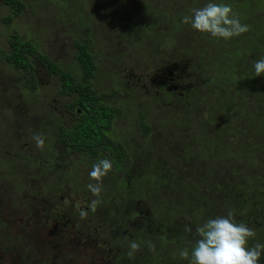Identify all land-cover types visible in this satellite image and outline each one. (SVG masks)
<instances>
[{
  "label": "flooded vegetation",
  "instance_id": "af4514ba",
  "mask_svg": "<svg viewBox=\"0 0 264 264\" xmlns=\"http://www.w3.org/2000/svg\"><path fill=\"white\" fill-rule=\"evenodd\" d=\"M7 26V25H6ZM79 26V24H73ZM84 29V34L87 39L83 43L89 46L90 54L95 61L96 67L91 72V68L87 69V78L83 79L84 73L82 66L74 63L80 56V48L82 45L72 40L71 52L72 60L70 65L63 66L61 62L54 57L46 55L44 52L37 51L34 55H29L30 62L32 58L36 60L38 66H33L28 71H21L12 69L5 64V55L0 50V62L7 68L14 71L17 76H22L21 86L31 94L35 95V102L40 101L42 87L46 88L50 85L54 86L53 98L50 102L47 98L44 103L35 110L38 124L36 131L33 134L25 133L21 129L19 133V140L34 134H42L46 137L45 147L43 149L35 147L34 155L40 159L41 167L47 168V173L55 171L57 165L72 168L86 163L87 166H92L99 159H110L113 162V169L108 173L109 176L102 180L103 192L99 199L102 203L98 206L95 213H92L88 205L94 197L92 193L86 188L85 177L80 176L82 181L76 180L71 184L75 187V199L70 203L69 210H63L60 215L57 210L51 211L48 215L54 217L56 222H61L62 219L72 212L69 216L80 224L78 230H75L73 225H65L60 231L55 228L43 231L44 226L51 220L48 216L34 217L35 232L31 236L27 229L29 222L27 221L26 210L23 212L21 206L13 204V200L24 202L29 199L28 190L20 191L15 189L18 185H26L20 181L21 177L25 180V174L9 173L10 178L5 179L8 185L5 188V193L0 197V203L4 205L7 213L4 218L7 222L17 223L25 228L24 240L16 248H13V253L10 255L12 264H189L188 260H184L179 256V251L188 248L189 251L195 246L196 240L199 238L196 233V228L202 225L209 218H216L218 216H226L228 211L234 213L237 223H244L256 232V236L248 241L249 246L256 243L264 244V202L260 201L259 192H250L248 186L242 185L241 188H236L232 181L234 179L225 178L221 185H214L212 183L207 194L201 196L208 197L210 201L217 202L214 209L201 211L202 206L197 208V181L194 182L195 191L190 194L186 203L180 205H173L171 215L164 214L165 199L168 195L159 198L155 194L156 182L149 175L157 174L162 178L160 180H170L171 174L169 167L165 162H160L159 156L154 153V142L165 139L162 134L168 131L172 136L169 141H178L181 146L178 147L176 153L180 156L182 154H190L197 152L184 151L187 149L186 143L191 141L190 130L183 124L187 123L190 116L183 115V113L194 111L197 104L190 99L193 94L189 86L184 84L183 75H175V71L169 68L156 70L152 66L146 69L152 71H145V67L141 66L139 72H133L127 69L120 70L121 79L115 82L112 88L111 98L107 99L105 92L102 90L104 83L101 82L99 58L92 51V45L88 39L90 29L88 21L80 24ZM127 26H130L128 23ZM123 29L126 30L125 27ZM41 58V59H40ZM157 59V58H154ZM57 72V70H59ZM57 72V73H56ZM187 71H185L186 74ZM65 76L71 81H80L81 88L90 90L92 98L86 102H82L77 94H70V88L78 89L80 86L68 84L63 85L62 80ZM46 78V83L43 82ZM111 84V83H110ZM157 91H153V87ZM140 93L143 97H169L173 98L172 103L166 106L168 110L174 112V119L168 120V125L163 132H160L158 127L154 128L151 116L147 117L142 111L134 108L135 100L132 102V94ZM163 95V96H162ZM169 95V96H167ZM65 96L69 98L68 103L61 105L60 110L57 98ZM148 98V97H147ZM37 105V104H36ZM35 107V106H34ZM106 111H108L106 113ZM129 114L136 120L138 128V136L143 139L139 146H130L129 142L121 141L119 128H126L129 126V119L124 114ZM25 114V113H24ZM64 114V115H63ZM66 115V116H65ZM182 115L183 117H176ZM92 118L97 122L96 128L99 129L100 142H96L95 146H88L86 143L80 145L78 141H74L69 136L74 137L75 133L80 131L81 137L86 138L85 131L93 132L92 127L88 123V118ZM197 117V116H196ZM195 119L192 118L191 120ZM51 120V121H50ZM190 119L188 120L191 121ZM50 121V122H49ZM52 128L47 131L48 125ZM124 125V126H123ZM187 126V125H186ZM147 130V131H144ZM155 129V130H154ZM85 130V131H84ZM66 131H74L68 136ZM94 133V132H93ZM137 138V137H136ZM191 141L196 144L200 143L202 147H207L205 144L207 140L197 138V134L191 136ZM77 140H81L80 137ZM86 140V139H85ZM73 143V144H72ZM33 145V140H31ZM109 148V150H107ZM8 157L19 155L23 157L19 151L17 153L11 152L7 154ZM24 152V157H26ZM8 157L0 152V176L8 171L16 172L22 168L20 163L15 166L11 165ZM10 159V158H9ZM7 160V162L5 161ZM36 161V160H35ZM188 164H182L183 167L177 170H188L192 167V161ZM181 165V166H182ZM79 167V166H78ZM168 167V168H167ZM18 168V169H16ZM145 168H150L145 171ZM16 169V170H15ZM25 169V168H24ZM27 170V169H26ZM175 170V169H172ZM197 170V168H196ZM217 171V170H216ZM230 175V173H229ZM128 179V181H127ZM175 182L174 180H172ZM47 184L48 181L45 180ZM15 184V185H13ZM213 186V188H212ZM212 188V189H211ZM250 189V188H249ZM251 190V189H250ZM16 191L20 197H15ZM112 193H111V192ZM254 191V190H252ZM146 192V194H144ZM216 193L215 196L211 195ZM200 196V195H199ZM41 196L35 200L36 207L41 203ZM87 203V206H81L79 209L88 211L87 219H81L79 209H76L77 204L74 202ZM223 202L221 207H217L218 203ZM59 207L63 208L61 202ZM47 208H52L55 205L46 204ZM213 207V205H209ZM198 210V211H197ZM177 212H185L177 215ZM24 220L22 221V219ZM109 217V218H108ZM31 219V215L29 216ZM99 219L95 225L92 226V221ZM110 220V221H107ZM185 226L192 229L191 232L185 231ZM54 227V226H53ZM7 232L12 235L9 228ZM36 229L43 231V234L37 237ZM47 229V228H46ZM8 233H6V242ZM5 234H3L4 236ZM23 239V238H22ZM33 239L35 250L31 248L30 240ZM135 240L141 243V250L137 252L134 258H129L127 252L129 251V242ZM152 241L155 244V251H150L146 242ZM20 242V241H19ZM6 248H1V252H5ZM27 250V253L24 251ZM37 250L40 252L38 253ZM70 256V257H69ZM69 257V258H68ZM74 257V259H72ZM68 258V259H67ZM62 262H59V261ZM4 264V263H2ZM260 264H264V255H262Z\"/></svg>",
  "mask_w": 264,
  "mask_h": 264
},
{
  "label": "rangeland",
  "instance_id": "374dc122",
  "mask_svg": "<svg viewBox=\"0 0 264 264\" xmlns=\"http://www.w3.org/2000/svg\"><path fill=\"white\" fill-rule=\"evenodd\" d=\"M22 2L26 5L25 12L5 27L2 24V19L10 11L1 4L0 0V50L7 52L10 47L9 34H17L23 41H30L36 45L38 52H44L46 55L57 59L63 66H67L70 65L73 56L70 43L73 42L72 40L83 43L87 39L80 24L88 21L89 26L87 28L90 29L88 39L92 45V51L96 54L97 59L99 58L101 82L103 83L104 80L102 90L108 100L115 99V97L111 98V86L121 79L120 70L127 69L136 73L140 71L141 66L145 67L146 72L152 71L146 69L148 66H152L156 70L169 68L175 71V75H183L184 84L188 85L190 91L196 95L190 96V99L194 100L193 102L197 104V108L195 107L194 111L183 113V115L190 116V120L197 116L199 106L206 105L208 108L212 104L218 106L220 98L226 92H229V89L223 88L224 85L219 86V88L214 87V84H209L206 80L214 77L213 70H215V67L209 63H207V68L203 67L204 63L199 65V63L206 61L207 57L209 58L208 62L210 58L214 59L212 54L217 46L213 42L212 36L194 30L190 25L181 22L184 16L191 15V9L197 8V2L193 4L185 0H125L123 2L121 0H95L93 5L90 0H22ZM144 2L147 3L145 14L136 15L134 7L137 3ZM110 5L112 6L110 7ZM104 8L108 11H105ZM90 12L93 13L92 16H90ZM128 23L131 25L127 27L129 32H126L125 29H122L124 27L122 25ZM73 24H79V26H73ZM210 39H212V42L209 41ZM186 46L187 48H185ZM32 62L33 66H38L34 58H32ZM173 62L179 64L178 69L169 64ZM185 71H187L186 74ZM21 81L22 76H17L14 71L0 62V152L8 157L7 154L19 151L23 156L22 158L19 155L8 157L11 165L15 166L20 163L19 167L21 165L22 168H19L20 170L16 172L8 171L0 176V197L5 193V188L8 185V181L5 179L10 178L9 173H18V175L23 173L25 174V180L23 181L21 177L20 181L27 184L28 187L18 185L16 188V185H13H15L14 188L17 191L18 189L20 191L28 190L29 199L26 200V204L15 200H13V204L21 206L23 212L26 210L25 213L28 215L25 217H27L26 222H29L27 229L30 231V235L32 236L35 232L33 216L45 218L48 216V219L51 220L44 226L45 230L43 231L53 228L60 231V227L62 228L65 225H73L75 230H78L80 224L69 216L72 212H68L69 214L59 224L48 213L51 214V211L54 212L57 207L60 215L63 214V210H69L70 203L76 200L74 195L76 190L71 184L76 180L82 181L80 176L85 177L86 182H82V185L85 184L86 188L89 183H95L89 177L92 166H87L86 163L81 165L76 162L75 164L79 167L68 168L67 165L66 167L57 165L58 168H55V171L47 173L46 166L41 167L42 161L40 162L38 156L35 157L34 155L36 144L32 139V135L28 136L30 140L23 138V140H26L27 145H24L22 140L18 141L21 129L30 134L36 131L38 120L35 110L44 103L45 98L50 102L53 98V92L51 91L55 88L53 85L47 88L44 85L41 99L36 103L35 95L26 91L21 86ZM43 82L46 83V78H43ZM152 87L153 91H157L154 89L155 86ZM131 98L132 102L135 100L133 102L134 108L142 111L147 117L152 115L151 120L154 128L157 126V129L164 133L168 120L174 119V112L168 110L166 106L169 102L172 106L178 103H172L173 98L166 96L143 97L140 93L132 94ZM240 99H243V102L238 103L236 107H229L230 111L227 114L229 116L225 119L232 120L241 117L243 124L233 121L229 125L237 127L238 124L243 126L241 128H245V130L241 129L242 132L233 130L236 139L230 145L229 151L216 156L215 151L209 153L207 147L200 146V143H197L196 146L191 141H197V139L192 140L190 136L191 141L186 143L188 147L184 151H194L197 148V152L182 154L178 157L176 156L178 155L176 150L181 146V143L178 141L168 142V139L172 136L168 131L162 134L165 139L154 142V153L159 156L160 162L167 164L171 178L170 180H160L162 177L153 173L147 177L153 175L152 179L156 181L154 186L157 197L163 198L162 196L165 195L169 197L164 202L165 215H171L173 205H180L188 201L190 194L195 191V181H197L198 193L199 185H201L203 179L207 183L215 182L213 186L216 184L221 185L225 178L234 179L232 184L236 188L246 185L251 190L264 193L262 173L260 178H250L256 175L258 169L264 168V147L258 144L264 141L262 137L264 131L260 129L261 132L258 135V133L251 130V126L246 124V121L250 118L243 117L244 113L249 114L252 120L255 121L253 113H256L257 108L252 100L249 101L242 95ZM57 100L59 110L61 105L70 102L69 98L65 96H62L61 99L58 97ZM204 111H207V109H204ZM124 116L129 119V126L126 128L118 127L117 133L120 132L121 141L129 142L130 146H139V142L142 143L143 139L137 135V122L131 120L130 118L134 117L127 113ZM176 117L183 116L178 115ZM189 124L187 126L183 125L190 129ZM204 125L203 122L200 123V126ZM51 128L52 125L49 124L47 131ZM194 130L196 133L209 132L205 128H199L197 132V127H194ZM202 139L207 140V136H203ZM31 140H33V145ZM254 147L258 148L253 149ZM233 148L240 149L235 152L234 156V151L231 150ZM245 151L247 155L244 156L242 153ZM24 152L27 155L26 157H24ZM5 161L7 162V160ZM190 161H192L191 169L177 170L183 167L182 164L191 163ZM149 169L145 168L144 170L149 171ZM20 171L22 172L20 173ZM45 180L48 181L47 184ZM200 189L199 195L204 196L205 189L202 187ZM17 191L15 197H20L21 195ZM39 194L41 203L36 207L35 200ZM59 202L63 204V208L59 207ZM203 202L205 203V201ZM74 203L79 207L80 205L87 206V203L77 201ZM201 203L202 199L197 196V205ZM46 204H54L55 206L49 209ZM218 204L217 207L219 208L223 205V202ZM201 205V209H203L201 211H206V208L207 210L214 209V206L209 207L206 203ZM76 209H78L77 206ZM5 212L7 213L4 205L0 203V264H12L10 255L13 253V248H16L19 244L21 245L24 240L26 223L22 227L19 224L20 220L13 224L8 219L6 222ZM180 213L185 212H177V215L179 216ZM30 215L31 219L29 218ZM98 220H93L92 226ZM107 221L110 220L107 219ZM7 228L10 229L12 235L7 232ZM43 231L36 229L37 237L42 235ZM6 233L9 234L7 242ZM3 234L5 235L3 236ZM30 242L32 243L31 248L35 250L33 239ZM1 248H6L5 252H1ZM24 252L27 253V250ZM37 252L40 251L37 250Z\"/></svg>",
  "mask_w": 264,
  "mask_h": 264
},
{
  "label": "trees",
  "instance_id": "16d2710c",
  "mask_svg": "<svg viewBox=\"0 0 264 264\" xmlns=\"http://www.w3.org/2000/svg\"><path fill=\"white\" fill-rule=\"evenodd\" d=\"M94 1L95 0H90L92 5ZM121 1L123 2L125 0H121ZM185 1L191 2L193 4H196L197 2V8L203 7L209 2L229 4L232 6L233 11L238 14L241 23L250 26L248 32L241 34L239 36H234L228 40L212 37L213 42L216 43L217 46L215 48L214 53L212 54L214 56V59L210 58V61L208 62L209 58L207 57V60L199 63V65H202V63H204L203 67L207 68L208 67L207 63H209L213 67H215V70H213L214 77L212 79L207 78L206 80L208 81L209 84H214L213 85L214 87L216 86L219 88V86L224 85L223 88L229 89V92H226V94L220 98V103L218 106L212 104L211 100L209 101L212 105L209 108L206 105L199 106V108L197 109L198 110L197 117H195V119L189 122L187 120V123H184L185 125L190 123L189 124L190 136L194 134H197V138H202L203 136H207L206 142H208V144H205V146H207L208 152L211 153L212 151H215L216 156H219V154L229 151L230 145H232V142L236 139L234 137L236 134L234 133L233 130L236 131H241V129L245 130V128H241L243 126L238 124L237 127H231L229 125V123L233 121H236V123L243 124V119H241V117L238 119L234 118L232 120L225 119L227 116H229L227 115L230 111L229 107L231 106L236 107V105L238 106V103L243 102V99L239 100L241 95L244 96V98H246L249 101L252 100V102H254L253 104H255L257 108L256 113H253V117L257 123L252 120L249 114L244 113L243 117L250 118L248 121H246V124L251 126L250 127L251 130H253L254 133H258V135L259 132L264 131V74H261L260 76H256L255 69L253 66L255 61L264 57V0H185ZM1 4L4 5L10 11V13L7 16L3 17L2 19L3 22L2 24L5 25V27H7L6 25L11 24L12 21H14L20 15H22L26 10V5L24 2H22V0H1ZM111 6L112 5H110V7ZM104 10L108 11V9L105 8ZM146 10H147V3L145 2L137 3L136 6L134 7V13L138 16L145 14ZM92 15L93 13L90 12V16ZM123 26L126 28L125 31L129 32L127 28L128 27L127 24L122 25V27ZM212 39H210L209 41L212 42L211 41ZM8 41L10 42V48L7 53H4L5 55L4 61L6 66L15 70H21L23 72L28 71V69L32 67L29 55H34L37 53L38 50L36 48V45H34L30 41H23L17 34L15 35L9 34ZM80 44L82 45L79 52L80 56L78 55L77 57L78 61L74 63V66L75 67H77L76 65L82 66V70L84 73L83 79H85L87 78V75H89L92 72V70L95 69L96 64L95 61L93 60L92 55L90 54L89 46H87V44L85 43H80ZM185 48H187V46ZM169 64L172 67L175 68L177 67V69L179 68L178 63L173 62L172 64L171 63ZM89 68H91V72H88L86 74V71ZM59 71L60 69L57 70V72ZM61 76H64L62 80L63 85L68 84L69 86L72 85L80 86L81 84H83L80 81H71L70 79H67V77L65 76L68 75H65L64 73ZM69 88H70L69 93L77 94L81 98L82 102H86L87 100H90L92 98L91 91L82 89L81 86L78 89H73L71 87ZM208 95L210 96L211 94ZM204 109H207V111H204ZM107 112L108 111H106V113ZM225 114L226 116H224ZM95 121L96 120H93L90 117L88 118V123L92 127L91 130L94 133L84 130L86 133V138H85L86 140L81 137L80 131L76 132L74 137L69 136L74 131L71 132L66 131V133L71 139H73L74 141H78L80 145L86 143V145L88 146L91 147L95 146L96 142H100L102 140L99 138L98 133L100 131L98 128H96L97 122ZM202 122L205 124L204 126H200V123ZM194 127H197V132L199 128H205L209 132L196 133ZM144 131L147 130L144 129ZM263 133H262V137L264 138ZM78 137L81 138L80 141L77 140ZM258 144H260L261 147L262 146L264 147V141H261ZM257 148L254 147L253 149H257ZM107 150H109V148H107ZM231 150L234 151L233 152V156H234L235 152L240 149L233 148ZM242 155L244 156L247 155V152L246 151L243 152ZM261 173H262L261 178H264V168L258 169L256 175L250 178H260ZM211 185L212 183H207V181L203 179L199 187L204 188L208 194ZM200 188L199 191L201 190ZM248 190L250 192H255V193L259 192V191H252L249 188ZM199 191L197 193V196L202 199L203 204L206 203V205L208 204L213 206L216 205L217 202L210 201L208 197L203 198L199 196ZM258 194L260 195V201L264 202V193L259 192ZM211 195L215 196L216 193L212 192ZM203 201H205V203ZM201 204L197 205L198 209L199 206H202Z\"/></svg>",
  "mask_w": 264,
  "mask_h": 264
},
{
  "label": "clouds",
  "instance_id": "9594fccd",
  "mask_svg": "<svg viewBox=\"0 0 264 264\" xmlns=\"http://www.w3.org/2000/svg\"><path fill=\"white\" fill-rule=\"evenodd\" d=\"M181 22L201 33L225 40L248 32L250 27L241 23L231 5L216 2L191 9V15L184 16ZM253 66L256 76L264 74V57L255 61ZM32 139L37 148L45 147L46 137L42 134H34ZM112 169L113 162L107 158L99 159L92 165L89 177L95 183L87 185L92 195L97 197L88 205L92 213H95L102 203L99 199L103 192L102 180ZM77 208L79 209V205ZM79 215L81 219H87L88 211L79 209ZM185 231L191 232L192 229L185 226ZM196 233L199 238L191 251L188 248L179 251V256L188 260L189 264H260L264 255V244L256 243L252 246L248 244V241L256 236L255 230L242 222L237 223L231 210L226 216L209 218L197 226ZM146 244L150 251H155V244L152 241H147ZM141 246L140 242L130 241L127 256L134 258L141 250Z\"/></svg>",
  "mask_w": 264,
  "mask_h": 264
}]
</instances>
